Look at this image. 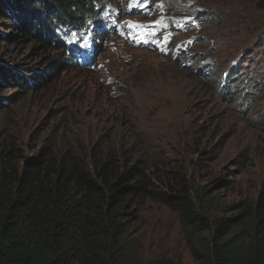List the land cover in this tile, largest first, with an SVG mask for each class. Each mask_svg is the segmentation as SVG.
Masks as SVG:
<instances>
[{
	"label": "trees",
	"instance_id": "1",
	"mask_svg": "<svg viewBox=\"0 0 264 264\" xmlns=\"http://www.w3.org/2000/svg\"><path fill=\"white\" fill-rule=\"evenodd\" d=\"M204 2L166 0L165 19L187 13L204 32L176 55L175 65L196 72L198 85L217 102L214 111L225 107L254 121L251 112L264 96V56L224 55L233 40L234 5L241 0L226 6ZM248 2L264 10V0ZM118 13L109 0H0V38L16 46L13 55H43L41 63L31 65L12 59L8 69V54L0 52V264H141L134 229L149 198L176 208L187 231L210 234L192 245L201 264H264V189L256 199L219 203L215 190L195 188L186 174L170 170L162 177L158 166L165 158L148 138L98 142L86 152L77 144L61 145L56 135L48 140L37 134L39 150L22 154L15 104L69 68L90 67L97 41L116 31ZM207 26L219 55L203 52L197 58L195 48L207 37ZM73 33L77 39L70 42ZM254 41V50L264 47V36L257 33ZM237 161L246 169L249 150ZM216 181L222 189L235 185L225 177ZM215 207L221 215L214 214Z\"/></svg>",
	"mask_w": 264,
	"mask_h": 264
},
{
	"label": "rangeland",
	"instance_id": "2",
	"mask_svg": "<svg viewBox=\"0 0 264 264\" xmlns=\"http://www.w3.org/2000/svg\"><path fill=\"white\" fill-rule=\"evenodd\" d=\"M216 1L230 4L229 0ZM109 4L119 12L118 27L97 41L94 65L69 68L42 91L27 93L16 101L14 117L22 154L33 155L39 150L34 144L37 134L48 140L56 135L61 145L77 144L86 152L98 142L105 145L118 138L122 142L148 138L165 158L158 166L162 177L170 170L186 174L195 188L215 190L219 203L256 199L264 189V96L251 112L250 119L257 118L251 122L225 107L214 111L217 102L198 85L196 72L183 71L180 62L175 65L176 55L185 53L186 47L203 35L201 27L187 13L165 19L166 0H109ZM234 8L233 40L225 58L262 59L264 47L254 50L258 46L254 40L257 33L264 36V10L248 0H241ZM205 30L207 37L195 48L197 58L203 52L219 55L213 31L208 26ZM16 49L0 38V52L8 54L4 61L8 69L12 59L25 65L43 61L42 54L21 55V49V57H15ZM244 150H249L251 161L242 170L237 158ZM204 154L210 156L207 161L201 159ZM220 177L229 178L235 185L220 188L215 185ZM218 210L215 207L214 214L221 215ZM140 213L134 236L141 264L156 259L201 264L193 256L192 245L207 239L208 232L187 231L177 209L156 199H147Z\"/></svg>",
	"mask_w": 264,
	"mask_h": 264
},
{
	"label": "snow or ice",
	"instance_id": "3",
	"mask_svg": "<svg viewBox=\"0 0 264 264\" xmlns=\"http://www.w3.org/2000/svg\"><path fill=\"white\" fill-rule=\"evenodd\" d=\"M129 26H130V27H133V26H135V27H143V26H141V25H131V24H130ZM72 36H73V41H70V42H74V40L77 39L75 33H73ZM140 39H141V40L144 39V35H143V34H141ZM145 42H147V41L145 40Z\"/></svg>",
	"mask_w": 264,
	"mask_h": 264
}]
</instances>
